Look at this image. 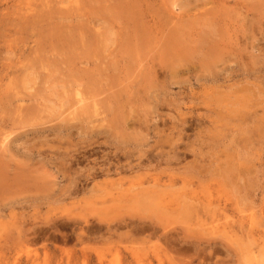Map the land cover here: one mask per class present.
<instances>
[{
	"label": "rangeland",
	"instance_id": "rangeland-1",
	"mask_svg": "<svg viewBox=\"0 0 264 264\" xmlns=\"http://www.w3.org/2000/svg\"><path fill=\"white\" fill-rule=\"evenodd\" d=\"M159 263L264 264V0H0V264Z\"/></svg>",
	"mask_w": 264,
	"mask_h": 264
},
{
	"label": "bare ground",
	"instance_id": "bare-ground-1",
	"mask_svg": "<svg viewBox=\"0 0 264 264\" xmlns=\"http://www.w3.org/2000/svg\"><path fill=\"white\" fill-rule=\"evenodd\" d=\"M48 1H49V0H48ZM146 1H147V0H146ZM106 7H107V6H106ZM80 11H81V10H80ZM149 19H150V18H149ZM67 20H68V19H67ZM141 20H142V19H141ZM99 21H100V20H99ZM120 21H121V20H120ZM110 30H111V29H110ZM118 35H119V34H118ZM116 36H117V35H116ZM63 39H64V38H63ZM136 47H137V46H136ZM61 48H62V47H61ZM145 48H146V47H145ZM180 48H181V47H180ZM135 50H136V49H135ZM155 50H156V49H155ZM62 51H63V50H62ZM132 51H133V50H132ZM184 54H185V53H184ZM131 59H132V58H131ZM82 64H83V63H82ZM150 66H151V65H150ZM115 67H116V66H115ZM180 71H181V70H180ZM28 72H29V71H28ZM108 165H109V164H108ZM131 165H132V164H131ZM110 167H111V166H110ZM112 167H113V166H112ZM131 167H132V166H131ZM124 168H125V167H124ZM128 168H129V167H128ZM119 170H120V169H119ZM123 170H124V169H123ZM126 171H127V170H126ZM144 178H145V177H144ZM153 179H154V178H153ZM153 179H152V180H153ZM154 181H155V180H154ZM156 182H157V181H156ZM161 182H162V181H161ZM157 184H158V183H157ZM119 185H120V184H119ZM155 186H156V185H155ZM150 187H151V185H150ZM72 188H73V187H72ZM135 188H136V187H135ZM159 188H160V187H159ZM141 189H142V188H141ZM73 192H74V191H73ZM154 193H155V192H154ZM156 193H157V192H156ZM152 195H153V194H152ZM169 196H170V195H169ZM186 201H187V199H186ZM161 203H162V202H161ZM180 205H181V204H180ZM183 207H184V206H183ZM156 208H157V207H156ZM160 212H161V211H160ZM138 214H139V213H138ZM163 214H164V213H163ZM151 215H152V214H151ZM143 216H144V215H143ZM149 217H150V216H149ZM122 218H123V217H122ZM122 218H121V219H122ZM137 218H138V217H137ZM129 219H131V217H130ZM132 219H134V218H132ZM139 219H140V218H139ZM86 221H87V220H86ZM107 221H108V220H107ZM118 221H119V220H118ZM118 221H117V223H118ZM121 221H122V220H121ZM121 221H120V223H121ZM128 221H129V220H128ZM144 221H145V220H144ZM110 222H111V221H110ZM114 222H115V221H114ZM145 222L148 223L149 221H145ZM152 223H153V222H152ZM152 223H151V224H152ZM156 223H158V222H156ZM114 224H115V223H114ZM145 224H146V223H145ZM145 224H144V225H145ZM151 224L149 223L150 227H152ZM166 224H167V223H166ZM135 225H136V224H135ZM141 225H142V224H141ZM146 225H148V224H146ZM146 225H145V226H146ZM156 225H157V224H156ZM119 226H120V225H119ZM138 226H139V225H138ZM142 226H143V225H142ZM154 226H155V225H154ZM157 227H158V226H157ZM146 228H147V227H146ZM163 230H164V229H163ZM157 231H158V229H157ZM153 233H155V232H153ZM146 234H147V233H146ZM156 234H157V233H156ZM127 235H128V234H126V236H127ZM153 237H154V236H153ZM128 238H129V237H128ZM146 238H147V237H146ZM159 238H160V237H159ZM162 238H163V237H162ZM164 238H165V237H164ZM150 240H151V239H150ZM165 240H167V239H165ZM159 248H161V247H159ZM136 253H137V251H136ZM159 260H160V259H159ZM160 263H161V262H160ZM160 263H159V264H160Z\"/></svg>",
	"mask_w": 264,
	"mask_h": 264
}]
</instances>
